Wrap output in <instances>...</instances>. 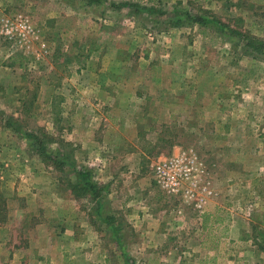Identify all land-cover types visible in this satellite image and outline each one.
I'll return each mask as SVG.
<instances>
[{
  "label": "rangeland",
  "instance_id": "1",
  "mask_svg": "<svg viewBox=\"0 0 264 264\" xmlns=\"http://www.w3.org/2000/svg\"><path fill=\"white\" fill-rule=\"evenodd\" d=\"M244 36L264 40V0H0V264H264V53ZM180 151L208 193L157 186Z\"/></svg>",
  "mask_w": 264,
  "mask_h": 264
},
{
  "label": "built area",
  "instance_id": "2",
  "mask_svg": "<svg viewBox=\"0 0 264 264\" xmlns=\"http://www.w3.org/2000/svg\"><path fill=\"white\" fill-rule=\"evenodd\" d=\"M25 28V25H20ZM6 34L11 32L8 22L4 23ZM203 165L189 151H180L169 157L159 159L153 166L155 183L168 194H179L192 200L198 191L206 192V186L201 183L200 176ZM208 193V192H206ZM200 203L205 200L201 198Z\"/></svg>",
  "mask_w": 264,
  "mask_h": 264
},
{
  "label": "trees",
  "instance_id": "3",
  "mask_svg": "<svg viewBox=\"0 0 264 264\" xmlns=\"http://www.w3.org/2000/svg\"><path fill=\"white\" fill-rule=\"evenodd\" d=\"M184 15V18L181 19V18H176L175 19V22L174 25H181L183 23H194V22H197V23H204L205 19L202 18V16H198V15H192L190 14L189 12H184L183 13ZM244 39L246 40V45L252 50V51H255L256 53H264V40L263 39H260V38H256V37H251V36H244ZM33 137V136H32ZM80 175L82 177V180H83V188L86 189H92L95 187L94 183H92L89 179V174L88 172H83L81 173L80 172ZM203 219H202V228L203 229H206L207 227V232L208 234H210V229L211 227L209 228L208 226V222H210V224H214V223H218L220 224L222 222V218L220 216H218V214L216 213H204L203 214ZM262 247V246H261Z\"/></svg>",
  "mask_w": 264,
  "mask_h": 264
},
{
  "label": "crops",
  "instance_id": "4",
  "mask_svg": "<svg viewBox=\"0 0 264 264\" xmlns=\"http://www.w3.org/2000/svg\"><path fill=\"white\" fill-rule=\"evenodd\" d=\"M2 228H3V226L2 225H0V232H1V230H2ZM186 257V256H185ZM192 258H190V257H187V258H180V260L179 259H176L175 260V263L176 264H189V260H191Z\"/></svg>",
  "mask_w": 264,
  "mask_h": 264
}]
</instances>
